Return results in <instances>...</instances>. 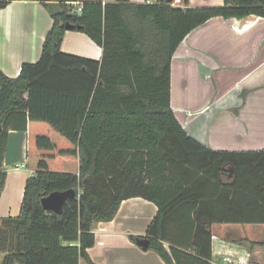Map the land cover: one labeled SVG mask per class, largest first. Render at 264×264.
<instances>
[{"label":"trees","instance_id":"16d2710c","mask_svg":"<svg viewBox=\"0 0 264 264\" xmlns=\"http://www.w3.org/2000/svg\"><path fill=\"white\" fill-rule=\"evenodd\" d=\"M11 1L0 0V10ZM39 1L60 6L50 11L40 59L23 63L16 77L0 68V195L11 112H28L34 171L21 214L0 218L1 264H96L88 254L94 224L112 220L133 197L158 212L144 236L131 238L147 237L166 264H214V224L264 223V149H210L171 104L172 60L184 38L212 17H264V0H84L81 12L77 0ZM69 29L101 46V59L62 51ZM66 190L76 195L61 213L42 206V197ZM173 226L192 229L185 247L165 245Z\"/></svg>","mask_w":264,"mask_h":264},{"label":"crops","instance_id":"0c3cea01","mask_svg":"<svg viewBox=\"0 0 264 264\" xmlns=\"http://www.w3.org/2000/svg\"><path fill=\"white\" fill-rule=\"evenodd\" d=\"M189 1L192 6L224 3ZM52 24L50 10L39 0H14L2 8L0 68L16 77L23 63L37 62ZM62 51L98 60L102 57L101 46L86 33L70 29L64 34ZM244 90H249L245 100ZM171 104L184 129L210 149H264V17L216 16L193 29L172 60ZM6 127L0 218L21 214L26 181L34 173L27 166L28 112H11ZM157 212L158 206L148 199L123 200L112 220L94 224L96 240L88 249L90 259L96 264H166L158 252L144 249L131 238L144 236ZM212 229L214 264H264V223L214 224ZM169 234L167 247H185L193 231L173 226ZM3 256L0 253V264ZM79 264L89 262L81 258Z\"/></svg>","mask_w":264,"mask_h":264},{"label":"water","instance_id":"95a60500","mask_svg":"<svg viewBox=\"0 0 264 264\" xmlns=\"http://www.w3.org/2000/svg\"><path fill=\"white\" fill-rule=\"evenodd\" d=\"M168 2H172L173 0H167ZM189 0H184L187 3ZM50 11L53 14H57L60 12L59 3L56 1L49 2ZM67 28H70L72 25L69 23L66 25ZM76 195L74 190H66V191H53L50 194L41 198L42 206L46 210H51L57 213H61L63 211V206L65 202L69 198H73ZM140 246L144 249H147L149 246V239L147 237H142L137 239Z\"/></svg>","mask_w":264,"mask_h":264},{"label":"built area","instance_id":"2783aa9c","mask_svg":"<svg viewBox=\"0 0 264 264\" xmlns=\"http://www.w3.org/2000/svg\"><path fill=\"white\" fill-rule=\"evenodd\" d=\"M83 1H84V0H77V1L75 2V8H74V10H75L76 12H81V11H82ZM21 166H22V167H26V164H22ZM16 167H19V165H16ZM225 259H226L228 262H231V261H232L231 257H226Z\"/></svg>","mask_w":264,"mask_h":264}]
</instances>
